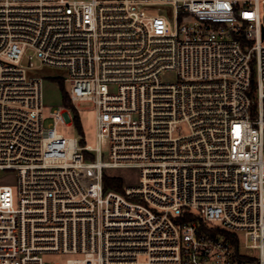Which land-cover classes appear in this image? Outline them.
I'll list each match as a JSON object with an SVG mask.
<instances>
[{
  "label": "built area",
  "instance_id": "obj_1",
  "mask_svg": "<svg viewBox=\"0 0 264 264\" xmlns=\"http://www.w3.org/2000/svg\"><path fill=\"white\" fill-rule=\"evenodd\" d=\"M260 3L0 0V264H264ZM34 57L95 146L46 115ZM120 167L138 182L107 189Z\"/></svg>",
  "mask_w": 264,
  "mask_h": 264
},
{
  "label": "rangeland",
  "instance_id": "obj_2",
  "mask_svg": "<svg viewBox=\"0 0 264 264\" xmlns=\"http://www.w3.org/2000/svg\"><path fill=\"white\" fill-rule=\"evenodd\" d=\"M260 18L261 22L264 24V0L260 3ZM33 62L35 64V72L43 77V101L46 105V115H49L50 109L55 108L60 104H64L63 92L64 90H69V84L65 82L64 75L66 74L64 70L59 68L47 66L41 63V61L34 57ZM167 78L174 77L173 73L166 75ZM67 106V105H66ZM75 108L72 105V110H70V115H74L73 109L78 111L81 119V123L84 131V141L89 145H96L97 143V126H96V110L91 103L82 102L79 106ZM51 119L47 118L46 124H48ZM57 130L63 133L65 136L69 137H81V134L76 126V123H59L57 125ZM108 174L111 176H118L126 184H135L138 182L140 173L137 168H111L107 170ZM0 182L9 183L16 189V174L13 171H3L0 170ZM64 255L59 253H50L46 256L47 261H63Z\"/></svg>",
  "mask_w": 264,
  "mask_h": 264
},
{
  "label": "trees",
  "instance_id": "obj_3",
  "mask_svg": "<svg viewBox=\"0 0 264 264\" xmlns=\"http://www.w3.org/2000/svg\"><path fill=\"white\" fill-rule=\"evenodd\" d=\"M63 101L64 104L67 105L68 107H72L73 103L70 99L69 92L68 90H64L63 92ZM74 122L76 123V126L80 132V134L83 136L84 131H83V126L81 123L80 115L78 111L74 110ZM104 184L107 189H116V190H122L123 187V180L119 178L118 176H109L105 175L104 176Z\"/></svg>",
  "mask_w": 264,
  "mask_h": 264
}]
</instances>
